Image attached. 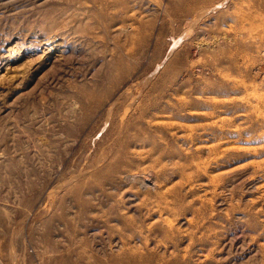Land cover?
I'll return each instance as SVG.
<instances>
[{"label": "rangeland", "instance_id": "obj_1", "mask_svg": "<svg viewBox=\"0 0 264 264\" xmlns=\"http://www.w3.org/2000/svg\"><path fill=\"white\" fill-rule=\"evenodd\" d=\"M0 264H264V0H0Z\"/></svg>", "mask_w": 264, "mask_h": 264}, {"label": "bare ground", "instance_id": "obj_2", "mask_svg": "<svg viewBox=\"0 0 264 264\" xmlns=\"http://www.w3.org/2000/svg\"><path fill=\"white\" fill-rule=\"evenodd\" d=\"M51 49V48H50Z\"/></svg>", "mask_w": 264, "mask_h": 264}]
</instances>
